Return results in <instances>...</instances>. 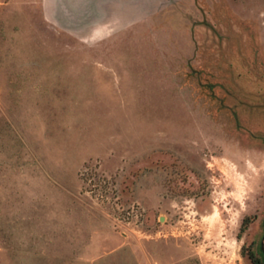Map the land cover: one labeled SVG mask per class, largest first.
<instances>
[{
  "label": "rangeland",
  "instance_id": "rangeland-1",
  "mask_svg": "<svg viewBox=\"0 0 264 264\" xmlns=\"http://www.w3.org/2000/svg\"><path fill=\"white\" fill-rule=\"evenodd\" d=\"M264 0H0V264L263 259Z\"/></svg>",
  "mask_w": 264,
  "mask_h": 264
},
{
  "label": "flooded vegetation",
  "instance_id": "flooded-vegetation-1",
  "mask_svg": "<svg viewBox=\"0 0 264 264\" xmlns=\"http://www.w3.org/2000/svg\"><path fill=\"white\" fill-rule=\"evenodd\" d=\"M259 248H260L261 254L263 255V259L257 256V254L253 253L257 260V263H253V264H264V234L260 240Z\"/></svg>",
  "mask_w": 264,
  "mask_h": 264
},
{
  "label": "trees",
  "instance_id": "trees-1",
  "mask_svg": "<svg viewBox=\"0 0 264 264\" xmlns=\"http://www.w3.org/2000/svg\"><path fill=\"white\" fill-rule=\"evenodd\" d=\"M250 258H251L253 263H257V260H256V258H255L253 253L250 254Z\"/></svg>",
  "mask_w": 264,
  "mask_h": 264
},
{
  "label": "crops",
  "instance_id": "crops-1",
  "mask_svg": "<svg viewBox=\"0 0 264 264\" xmlns=\"http://www.w3.org/2000/svg\"><path fill=\"white\" fill-rule=\"evenodd\" d=\"M114 1H116V2H123V3L126 2V0H114ZM127 1H130V0H127Z\"/></svg>",
  "mask_w": 264,
  "mask_h": 264
}]
</instances>
